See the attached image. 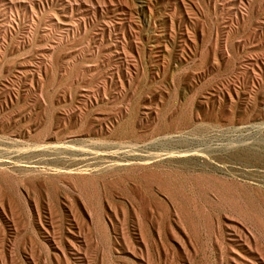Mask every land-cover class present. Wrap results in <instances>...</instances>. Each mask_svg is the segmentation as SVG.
Returning <instances> with one entry per match:
<instances>
[{
    "label": "rangeland",
    "instance_id": "374dc122",
    "mask_svg": "<svg viewBox=\"0 0 264 264\" xmlns=\"http://www.w3.org/2000/svg\"><path fill=\"white\" fill-rule=\"evenodd\" d=\"M0 138L164 155L27 182L0 264H264V0H0Z\"/></svg>",
    "mask_w": 264,
    "mask_h": 264
},
{
    "label": "bare ground",
    "instance_id": "6f19581e",
    "mask_svg": "<svg viewBox=\"0 0 264 264\" xmlns=\"http://www.w3.org/2000/svg\"><path fill=\"white\" fill-rule=\"evenodd\" d=\"M54 141L26 145L20 140L0 138V218L14 228L17 214L25 209L23 193L27 182L51 183L54 190L56 183L71 179L79 184L81 197L88 201L97 180L128 168L133 172L144 170L142 180L151 182L153 175L146 171L162 162L164 156L134 146L103 150V147L88 146L85 140L59 143L55 138ZM36 219L50 237L39 212H36ZM1 231L7 235L6 229ZM49 243L55 245L53 238Z\"/></svg>",
    "mask_w": 264,
    "mask_h": 264
}]
</instances>
